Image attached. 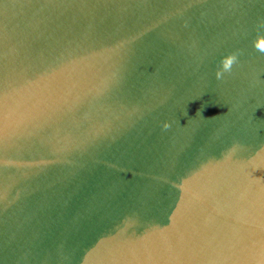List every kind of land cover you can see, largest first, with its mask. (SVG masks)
Here are the masks:
<instances>
[{
    "label": "water",
    "instance_id": "95a60500",
    "mask_svg": "<svg viewBox=\"0 0 264 264\" xmlns=\"http://www.w3.org/2000/svg\"><path fill=\"white\" fill-rule=\"evenodd\" d=\"M258 36L264 0H0V264H264Z\"/></svg>",
    "mask_w": 264,
    "mask_h": 264
},
{
    "label": "clouds",
    "instance_id": "9594fccd",
    "mask_svg": "<svg viewBox=\"0 0 264 264\" xmlns=\"http://www.w3.org/2000/svg\"><path fill=\"white\" fill-rule=\"evenodd\" d=\"M252 45L255 49L260 52H264V37L258 36L254 41H252ZM236 61L235 54H229L221 59V68L218 69L215 73L217 79H221L222 72H228L231 70L233 63ZM170 125L165 122L163 127L167 129Z\"/></svg>",
    "mask_w": 264,
    "mask_h": 264
}]
</instances>
